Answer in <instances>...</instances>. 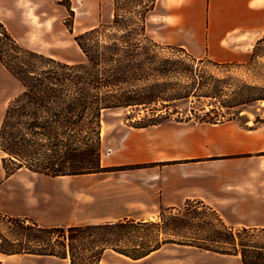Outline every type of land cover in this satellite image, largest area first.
<instances>
[{
    "label": "trees",
    "instance_id": "obj_1",
    "mask_svg": "<svg viewBox=\"0 0 264 264\" xmlns=\"http://www.w3.org/2000/svg\"><path fill=\"white\" fill-rule=\"evenodd\" d=\"M156 4L157 0H113L109 24L74 37L85 58L75 64L23 47L0 21V63L23 87L0 125L4 172L0 185L21 169L49 177L123 169L101 165L106 111H128L126 121L136 129L168 120L249 122L242 112L264 101V33L247 63L197 59L183 48L150 37L148 18ZM65 8L64 25L72 33L67 22L74 11L69 5ZM207 65L244 67L252 80L220 78L209 73ZM179 103L190 106L183 110ZM263 122L255 120L256 125ZM168 244L239 256L242 264H264V228L228 225L216 209L196 199L161 209L155 220L124 218L70 227H42L30 218L0 212V254L4 256L101 264L106 251L140 260Z\"/></svg>",
    "mask_w": 264,
    "mask_h": 264
},
{
    "label": "crops",
    "instance_id": "obj_2",
    "mask_svg": "<svg viewBox=\"0 0 264 264\" xmlns=\"http://www.w3.org/2000/svg\"><path fill=\"white\" fill-rule=\"evenodd\" d=\"M55 1L0 0V21L10 33L55 31L68 13ZM70 1L75 15L79 10L89 15L85 31L100 25L95 18L100 0ZM263 33L264 0H157L148 18V34L155 41L220 63L245 61L243 48L254 46ZM22 90L0 63V110L7 109ZM247 123L168 120L140 129L123 121L102 124L101 165L123 169L60 177L21 169L18 172L28 171L42 185L34 187L31 195L26 190L20 196L18 210L6 197L1 213L30 218L42 227H70L124 218L153 220L163 208L196 199L216 209L228 225L264 228V122L251 127ZM184 250L198 249L168 244L146 258L124 259L133 264H242L239 256L177 257ZM108 252L112 251L104 253L101 264ZM18 256L54 258L5 257ZM108 264L118 263L108 259Z\"/></svg>",
    "mask_w": 264,
    "mask_h": 264
},
{
    "label": "rangeland",
    "instance_id": "obj_3",
    "mask_svg": "<svg viewBox=\"0 0 264 264\" xmlns=\"http://www.w3.org/2000/svg\"><path fill=\"white\" fill-rule=\"evenodd\" d=\"M108 0H100V7L96 12L95 18L99 20L100 25H107L111 22L113 18V0H110V4L107 2ZM56 3H62L65 6L71 7L70 0H56ZM77 5L80 6V3L77 2ZM64 6V7H65ZM72 8V7H71ZM74 11V10H73ZM68 13L65 14L67 18ZM68 25L72 27V33H69L65 25H59L58 29L55 31H50L46 33H41L38 31L35 32H11L19 41V43L23 46L29 47L39 53H43L45 55L51 56L59 61L75 64L80 63L85 60L84 55L82 54L81 50L76 45L74 41V37L78 34L86 32L85 30L88 28L89 15L83 11L79 10L78 14L75 15L72 20H69ZM253 46L247 45V47L243 48L246 52V59L243 62L237 63H247L249 60L250 53L252 51ZM204 68L209 72L217 77H231L233 79H240L241 81L250 82L251 74L247 71L246 68H236L233 67L231 69H217L213 66H204ZM232 83V81H230ZM21 84V83H20ZM205 103H209L205 101ZM9 105V104H8ZM190 106L189 103H179L178 107L186 110ZM197 107V105H196ZM209 107L206 108V111ZM5 110H0V125L5 114ZM129 115L128 111L125 110H111L106 111L102 115V124L107 126L109 124L118 123L120 121L125 122L126 124L130 125L128 121H126V117ZM137 115V114H135ZM144 115L142 113L140 116ZM241 115H246L249 118V122L247 123L248 127L255 126L256 118L264 119V104L258 103L254 105H250L245 111L242 112ZM245 121V120H244ZM1 157V153H0ZM4 178V172L0 169V179ZM39 178L37 176L32 175L26 170H22L17 173L11 180L6 182L4 186L0 188V212L4 211L5 204L4 199L6 197L11 198V203L9 204L12 209L18 210L20 196L26 195V190L34 189L36 186H41L42 183L39 182ZM11 185H15L14 189L11 188ZM159 212L156 215H153V220L157 219ZM185 253H177V257L185 258L188 255H193L195 253L196 257H202L204 255H211L214 253H210L207 251L198 250H184ZM193 253V254H192ZM116 254V253H115ZM113 254L112 252H108L103 260V264H108V259H115L118 264H133L131 261L124 259L125 257ZM118 255V256H117ZM123 257V258H122ZM40 261V264H67L65 261L55 259V258H35V257H13V258H6L5 256L0 255V263L5 264H26L28 262Z\"/></svg>",
    "mask_w": 264,
    "mask_h": 264
},
{
    "label": "bare ground",
    "instance_id": "obj_4",
    "mask_svg": "<svg viewBox=\"0 0 264 264\" xmlns=\"http://www.w3.org/2000/svg\"><path fill=\"white\" fill-rule=\"evenodd\" d=\"M263 104H264V101H263Z\"/></svg>",
    "mask_w": 264,
    "mask_h": 264
}]
</instances>
